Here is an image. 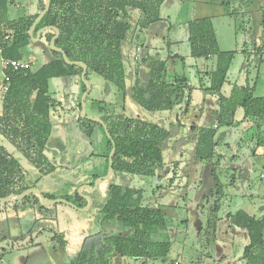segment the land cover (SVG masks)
<instances>
[{"label": "trees", "instance_id": "obj_1", "mask_svg": "<svg viewBox=\"0 0 264 264\" xmlns=\"http://www.w3.org/2000/svg\"><path fill=\"white\" fill-rule=\"evenodd\" d=\"M251 1L254 0H224L225 14H238L235 5L246 7ZM163 2L164 0H50V8L35 25L33 36L43 27H57L59 36L54 41V46L63 49L70 60L85 62L86 78L89 70L94 71L112 86L113 101L99 105V117L110 134V138L105 134L106 166L112 140L115 144L114 173L111 178L119 174H127L130 178V175H165L170 183L177 177H182L190 165L189 161L194 158L212 164L208 176L211 175V187H214L218 178L214 169L222 159V155L215 151L223 139L222 133L218 132L221 127L237 126L249 119L255 127L251 137L254 141L251 152L254 153L257 146L264 145V95H255V84L250 85L247 81L242 86L234 83L230 94L223 95L221 89L227 81L235 51L220 49L210 17L189 20V55L207 59L215 56L214 67L203 72L207 78L206 83L200 79L198 85L204 94L216 95L217 108L211 109L210 123L190 126V130L195 133L192 137L194 154L188 153L186 157L181 154V159L165 161L162 146L165 139L172 140L176 127H182L179 116L176 115L175 123L152 120L148 116H159L161 112L167 114L173 108L178 111L181 107L183 113L189 112L194 87L185 74L173 72L169 77V54L163 56L160 51L154 54L147 52L143 57L134 58L129 57L124 49L126 42L133 41L137 29H144L162 18L159 8ZM12 4L11 0H0L2 60L23 59L27 48L37 43L45 45L43 49H46L47 54L37 68L32 64L29 68L17 71H13L7 64L3 67L9 80L7 90L0 93V197H13L29 187H35L39 177L55 168L44 153L54 122V112L61 106V102L49 92L51 78L77 77L79 93L73 109H76L78 119L83 125L93 124L103 128L99 122L79 115L80 96L86 89L80 77L82 67L66 63L61 52L49 47L55 31L47 28L40 33L38 41H34L28 33L32 22L44 7L43 0H36L34 11L16 17L8 15ZM259 9H262L264 16V6H259ZM132 11L138 12L135 21L132 20ZM256 50L257 53L262 52L264 45ZM41 52L43 54L44 50ZM177 56V53L173 54V57ZM180 58L184 60V56L180 55ZM126 97H130L136 107L144 110L143 118L139 115L131 117L125 113ZM183 102L184 107L181 105ZM238 107L244 112L239 121L234 119ZM85 126L87 125L84 128ZM175 143L174 140L173 144ZM172 148L177 151L176 146ZM17 154H20L21 159L15 156ZM32 174L36 176L34 181H30L33 179ZM156 188L160 189L159 186ZM143 192L135 182L134 185L124 181L109 184L106 200L100 208L102 217L99 221H109L118 215L125 223L128 233L123 236L113 235L110 240L107 235L106 242L103 241L102 247L96 251L98 259H105V256H109V251H116L123 257L158 258L168 254L170 241L152 240L153 234L166 231L168 224L165 214L160 204L151 203ZM75 194L77 199L82 200H79L78 205L84 206L87 200L81 194ZM44 195L53 198L52 195ZM65 199L71 200L67 196ZM36 200L39 201L36 195H27L15 201L9 213L18 216L19 202L36 204ZM217 203L214 201L209 207L204 222L205 228L210 229L207 234L211 233L213 237L218 220ZM43 205L39 209L44 208ZM1 211L7 210L0 209ZM228 226L232 232L240 229L247 235L248 243L244 246L242 255L245 264H264V214L254 215L238 208L229 213ZM62 243L64 245L65 242ZM109 244L110 249L107 247ZM217 250L220 255L221 247L217 246ZM80 254L83 261L87 262L88 255L83 251Z\"/></svg>", "mask_w": 264, "mask_h": 264}, {"label": "rangeland", "instance_id": "obj_2", "mask_svg": "<svg viewBox=\"0 0 264 264\" xmlns=\"http://www.w3.org/2000/svg\"><path fill=\"white\" fill-rule=\"evenodd\" d=\"M180 1L164 0L159 8L162 18L144 29H137L133 41L126 42L124 49L127 50L129 57L134 58L136 56L143 57L147 52L154 54L156 51H160L163 56L169 54L170 58L167 59L170 61H168L170 64H167L169 77L175 71L185 74L191 83L201 82L200 79L206 83V75L203 73L197 74L196 70L202 71L214 67L215 56L207 59L189 55L185 25L188 19L195 18L197 14H200V10L195 7L193 0ZM29 3V0H11L12 5L8 11L9 17L21 16L27 13L31 9ZM239 5H235L238 14L224 13L218 17H212L220 49L235 51L230 68L231 72L229 71L227 76L234 79L232 82L235 80L238 83L247 81L250 85L256 83L255 93L264 94V50L258 53L256 50L258 46L264 45V31H262L264 18L257 25L253 15L250 19H247L248 16L241 13V11L245 13L248 6L240 5L239 7ZM260 5H262L260 0L251 1V12H253L252 7L256 8ZM256 9H259V7ZM131 16L132 20L135 21L138 12L132 11ZM44 46V44L37 43L33 47L27 48V51L25 49L24 58L30 61L34 68H37L43 62L45 54H47L46 49H43ZM42 50H44L43 54ZM174 52L184 56V60L182 61L180 56L173 57ZM242 66L241 71H244L245 77L240 74ZM87 79L91 88L85 98L86 116H100L99 105L112 99V86L94 71H88ZM49 92L52 97L61 102V106L54 112V122L47 140L48 145L47 143V147L45 145L47 157L55 168L53 171L39 177L36 180L35 187L39 188L43 194L52 195L53 198H65L67 196L72 200L76 194H71L70 190L84 196L92 189V186H88L87 183L89 181L94 183L96 179L93 178L94 168L99 167L101 157L98 153H101L104 148L106 133L103 128L93 124H84L87 125L85 129L83 122L78 119L77 111L73 109L79 93V80L77 77L58 76L51 78L49 80ZM128 99L132 101L130 97ZM181 105L183 106L184 102ZM176 111L173 108L167 114L161 112L159 116L148 117L152 120L175 123L176 115L174 114ZM171 113L173 115L170 117L169 114ZM193 114L194 116H192ZM192 115L190 120L188 114L183 113L182 107L181 110L178 109L177 116H179L182 127L178 126V129L174 131L171 140L173 142L167 144L169 148H165L166 151L168 150V152L165 151V156L169 155L179 159L181 154H184L185 157L188 153L194 154L192 137L195 133L190 130V126L193 124L196 126L204 125L205 122H203L198 110L192 111ZM248 126L247 123L245 126L236 127L235 130L225 126L219 129L218 132L222 133V137H224V134L226 136L225 142L222 143L223 138L215 148L216 153L222 155V159L214 169L218 177L217 184L214 187H211L212 179L208 176L212 164L210 162L203 163L194 158L190 160V165L182 177H177L170 183H168L169 178L167 179L165 175H130L136 186L143 189L146 199L160 204L167 220L168 233L165 230L155 233L152 240L170 241V249L165 257H144L146 258L144 263L142 262L144 259L140 256L126 257L121 258V264H175V261L178 264H245L242 255L243 248L248 243L247 235L245 231L240 229L232 232L227 223L229 213L238 208H243L254 215L264 214V167L260 164L251 167L252 163L248 157L253 155L251 150L254 143L251 141V137L255 130L246 131L245 129ZM174 140L176 141L175 145L173 144ZM226 143H229V147L226 146ZM243 143L244 145L239 147ZM173 146H176L177 151L172 152L170 150V147ZM15 156L21 159L20 154ZM184 156H182L183 159ZM244 165L250 168H245ZM124 175L119 174L117 182H121ZM31 176L33 179L30 181H34L36 176H33V174ZM112 179L110 177L100 180L101 185L105 184L106 181H108V185L105 184L104 191L96 192L94 204L87 210H79L62 202L47 206V204L43 205L40 200H36L35 212L41 215H39V218L35 215L31 217L41 220L36 227L31 229V234H24L19 238L14 236L15 243L10 244L9 239L0 233V254L2 253L0 264H60L58 261L62 256H58L61 254V250L56 247L54 254V245L50 240V234L57 232L52 217L61 220L60 222L65 229L59 230V232H67V237H69V232H73L70 233L72 235L77 234L79 236L100 228L98 219L101 215L100 208L103 203L98 202L102 198L106 200L108 186ZM163 185L165 187H162ZM157 186H159V190H157ZM214 201L218 202L216 204L218 220L216 221V232L213 237L211 233L210 235L207 234L210 229L205 228L204 222L208 209ZM13 203L15 202L0 201V209L10 212ZM23 203L19 202L17 209L19 215L25 216V218H22L23 223L25 222L28 225L30 222L26 218L28 215L33 214V211L31 212L33 204L29 201ZM40 205H43L44 208L39 209ZM44 216L48 218L50 216L51 219H45L44 221L42 220ZM69 227L71 231H68ZM64 234L66 233L61 235ZM31 242H34L35 245L38 243L39 248L35 249L36 246H33L35 250L30 248L32 247V245L30 246ZM217 246L222 249L220 255ZM76 247H79V244L74 246V248ZM96 258L97 256L94 254L90 264H106L105 261L102 262V260L99 261ZM106 258L105 256L104 260ZM75 264H82V261L77 259Z\"/></svg>", "mask_w": 264, "mask_h": 264}, {"label": "crops", "instance_id": "obj_3", "mask_svg": "<svg viewBox=\"0 0 264 264\" xmlns=\"http://www.w3.org/2000/svg\"><path fill=\"white\" fill-rule=\"evenodd\" d=\"M30 1V4H31V9L29 10V12H31V11H34L35 9H36V0H29ZM185 1H189V0H181L180 2H185ZM194 1V3H195V7L197 8V9H199L200 10V14H197L196 16H195V18H192V19H188L187 21H186V33H187V40H188V27H187V22L189 21V20H193V19H200V18H203V17H210L211 19H212V17H214V16H220V15H222V14H224L225 13V10H224V6H223V1L224 0H193ZM261 1V4L262 5H260V6H264V0H260ZM259 6H256V8H258ZM242 8V7H241ZM255 7H252V10H253V12H251V4L247 7V9H246V11H245V13L243 12L242 13V11H241V13L242 14H244V15H247L248 16V18L247 19H250V17H251V15H253L254 17H255V19H256V23H257V25H259V23H261L262 22V19L264 18V16H263V12H261L262 11V9L261 10H259V9H256ZM207 9V10H206ZM209 10H210V12H209ZM159 21V20H158ZM213 23V22H212ZM214 26V25H213ZM215 29V28H214ZM260 29H261V26H260ZM262 31H264V28L262 29ZM216 33V32H215ZM259 33V32H258ZM217 37V36H216ZM217 41H218V39H217ZM218 45H219V43H218ZM257 46V45H256ZM261 46V45H260ZM259 47V46H258ZM161 50V49H160ZM174 53H177V52H174ZM188 53H189V51H188ZM178 54V53H177ZM179 55V54H178ZM180 56V55H179ZM169 61V60H168ZM170 62V61H169ZM168 62V63H169ZM0 64H1V67L0 68H2V62H1V57H0ZM170 64V63H169ZM231 66H232V63H231V65H230V68H231ZM230 68H229V71H230ZM243 69V66H242V68L240 69V71ZM206 70V69H205ZM205 70H202V71H200L199 69H197L196 70V73L197 74H199V73H203ZM229 71H228V73H229ZM0 72H1V69H0ZM175 72V71H174ZM231 72V71H230ZM195 73V76L197 77V74ZM240 74H242V75H244V77H245V73H244V71H241L240 72ZM239 74V75H240ZM234 79H230L228 76H227V81L223 84V86H222V89H221V92H222V94L223 95H225V96H228L229 94H230V92H231V90H232V87H233V84L235 83V84H237V85H240V86H242V85H245V83L246 82H242V83H238L236 80L234 81V82H232ZM198 81V80H197ZM189 83L194 87L193 88V90H192V92H191V103H190V108H189V112H187L186 114H188V116H189V118H190V120H191V115H192V111L194 112V110H198L199 112H200V114H201V118H203V122H205L204 124H206V123H209V121H211V109H216L217 108V102H216V99H217V97H216V95H211V94H204L203 92H202V90L199 88V85L198 84H200V82H193V83H191L190 81H189ZM253 84H255V88H256V83H253ZM256 91H254V93H255ZM255 95H257V96H263L264 94H257V93H255ZM129 97H126V99H125V113L128 115V116H131V117H136V116H141L142 118L145 116V114H144V110H141V109H139L138 107H136V105L133 103V101H130L129 99H128ZM110 100H112L113 101V96H112V99H110ZM110 100H108V101H110ZM75 107V106H74ZM73 107V108H74ZM202 107V108H201ZM118 109V108H117ZM116 109V110H117ZM119 110V109H118ZM129 111V113H127ZM173 114L171 113V114H169V116L171 117ZM174 115H177V113H175ZM243 115H244V112H243V109L241 108V107H238L236 110H235V114H234V119L235 120H237V121H239V120H241L242 118H243ZM192 116H194V114L192 115ZM202 121V120H201ZM249 124V126L248 127H246V131H250L251 129H254L255 127H253L252 126V122H251V120H249V119H245V120H243L239 125H237V126H231V127H228L229 129H234L235 130V128L236 127H239V126H241V125H246V124ZM202 125V124H201ZM244 130V131H245ZM255 130V129H254ZM51 133V132H50ZM225 134H224V140L222 141V143H224L225 142ZM252 141V140H251ZM221 143V144H222ZM253 143H254V141H253ZM220 144V145H221ZM227 144V143H226ZM229 144V143H228ZM226 145L227 147H229V145ZM47 145H48V142H47ZM47 145H46V147H47ZM244 145V143L243 144H240L239 145V147L240 146H243ZM165 147H166V144L164 145ZM46 147L44 148V153H45V155L47 156V153H46ZM164 147V148H165ZM105 148V149H104ZM104 148H103V150H102V152L101 153H98L100 156L99 157H101V161L99 162V167H96V168H94L95 169V173H94V177L93 178H97V177H99V176H102V175H104L106 172H107V168H108V162H107V166H106V158H105V151H106V148H107V143H105V145H104ZM167 148V147H166ZM168 152V151H167ZM249 153H251V152H249ZM175 158V157H174ZM248 159H249V161H251V163H252V165H251V167H255V165L256 164H260L262 167H264V145H261V146H257L256 148H254V153H253V155H252V157H248ZM250 163V164H251ZM245 166V165H244ZM247 166V165H246ZM245 166V168H248V167H246ZM250 168V167H249ZM95 175H96V177H95ZM119 175H115L114 177H113V179L111 180V182L110 183H112V182H117V180H118V177ZM122 179H131L127 174H125L123 177H122ZM122 182V181H121ZM109 183V184H110ZM88 186H93V182L91 181H89L88 183ZM86 184V185H87ZM105 184H107L108 185V181H106L105 182ZM104 183L101 185L100 184V181L98 182V185H97V187H95V188H92V189H90V192H88L87 194H89L90 196H91V198H92V203H91V205H93L94 203V198H95V196H96V192L97 191H101L102 192V190L104 191L105 190V188H106V185H105ZM99 186V187H98ZM83 187V186H82ZM81 187V188H82ZM75 188V187H74ZM80 188V189H81ZM83 190V189H82ZM93 190H95V191H93ZM70 192H71V194H74L75 193V191H73V190H70ZM83 192V191H82ZM84 199H86L83 195H81ZM78 200H80L79 198H78ZM87 200V199H86ZM80 201H82V200H80ZM104 201H105V199H103L102 198V200L100 201V202H98V203H100V204H104ZM78 202V201H77ZM36 204H33L32 205V207H33V209L31 210V209H29V210H31V212L33 211V214L31 215V216H33V215H35V217H38L39 218V215H41L40 213H36L35 212V210H36ZM45 208H48V207H45ZM50 208V207H49ZM14 217H17V215H15V213H9V211H5V212H0V222L1 221H3V220H5L6 218H10V219H13ZM20 217H22L21 215H20ZM53 218V220H52V222H53V224L57 227V232L55 231L54 233L56 234V236H58V234L59 233H61L62 234V232L60 231L59 232V230H63V229H65V227L63 226V224L60 222L61 220L60 219H58L57 217H52ZM227 225H228V223H227ZM71 231V229H70V227H69V229H68V231ZM235 232V231H234ZM70 233H73V232H70ZM69 233V237L68 238H70V241H71V243H77V244H79V242H80V239L79 238H81V237H83V235H72V234H70ZM62 235H60V237H61ZM39 247H37V248H35V249H38ZM35 249H33V250H35ZM32 250V251H33ZM62 256V254H60L58 257H61ZM62 258V257H61ZM60 258V259H61Z\"/></svg>", "mask_w": 264, "mask_h": 264}, {"label": "flooded vegetation", "instance_id": "obj_4", "mask_svg": "<svg viewBox=\"0 0 264 264\" xmlns=\"http://www.w3.org/2000/svg\"><path fill=\"white\" fill-rule=\"evenodd\" d=\"M175 130H173V132ZM169 142L172 143L171 140L167 139V143H166V147L167 148H169L167 146V144ZM163 146H164V143H163ZM165 148H163L164 151H166ZM173 149L174 148L170 147V150L172 152H175V150H173ZM164 156H165V153H164ZM164 158H165V161H167V162L175 160L174 157H170L169 155L165 156ZM189 163H190V161H189ZM122 181H124L125 183H129L131 185H134V182H133L132 179H122ZM75 193H77V192H75ZM72 200H73L72 202L74 204L79 206L78 205L79 200L77 199L76 195L73 197ZM150 202L152 203L154 201L151 200ZM79 207H82V206H79ZM101 217L102 216L99 215V219L98 220H100ZM22 218H25V217L23 216ZM22 218H20V219L17 218V217H14L13 219L6 218L5 220L0 222V233L3 236H5V237H7L9 239L8 242H10V244L15 243L16 239H15L14 236L19 238L20 236H22L24 234H27V235L31 234L30 233L31 229L33 227H36L40 223L39 220L32 219L31 215H28L26 220L29 219L28 221L30 222V224L26 225L25 222L23 223V221H22L23 219ZM45 219H51V218H50V216H49V218L46 217V216L42 217V220L45 221ZM98 224H100L99 225L100 228H98V229L96 228L95 229V227H93V229H95L93 232H91V233L87 232L86 234L85 233L80 234V235H83V237L80 238L79 247H76V248H74V246L77 243L76 244L75 243H71L70 238L67 237V232L62 231V233H66V234L62 235L61 237H60L61 233H59L58 236H56V234L54 232L51 233L50 234L51 235L50 236V240H51V243L54 245V249H53L54 250L53 251L54 254H55V251H56V247L60 248L59 250H61V254H62V258L61 259L59 258L58 263L60 262V264H62V263L63 264H75V261H77V259H80L82 261V264H90L91 263L90 260L91 261L93 260L94 254H97L96 251L100 247H102V245L104 243L103 241L106 242V240H107L106 236L107 235H109V239L108 240H110V238L112 239L113 235L119 234L120 236H123L126 233H128V229L126 228L125 223L122 221V219H120L118 217V215L114 219L109 220V221H106V220L99 221ZM166 232L168 233L167 229H166ZM30 241H31V239H30ZM63 241L65 242L64 245L62 243ZM99 242H101V244ZM31 245H32V247H30V248H33V249H34L33 246H36L35 248L39 247L38 243H37V245H35L34 242H31L30 246ZM72 247H73V249H72ZM107 247H109V249H110V244L107 245ZM81 251L85 252V255L86 254L88 255V260H87L88 262L83 261L84 258L82 257V254H80ZM108 254H109V256H106L107 257L106 258L107 261L104 260V259L102 260V262L105 261L106 264H121L122 263L121 258H126V257H123L122 255H120L119 253H117L116 251H114V252L109 251ZM140 257L144 259V260H142V262L144 263L145 259L147 257H149V256H140ZM144 257H146V258H144ZM150 258H154V257L150 256ZM97 260L101 261L98 258H97ZM100 264H102V263H100Z\"/></svg>", "mask_w": 264, "mask_h": 264}, {"label": "water", "instance_id": "obj_5", "mask_svg": "<svg viewBox=\"0 0 264 264\" xmlns=\"http://www.w3.org/2000/svg\"><path fill=\"white\" fill-rule=\"evenodd\" d=\"M43 3H44V7H43L42 10L39 11L38 15L36 16V18L32 22L28 33H29L30 37H32V39L34 41H37L40 38V33L43 32L44 30H46L47 28H52L55 31V34L51 37V39L49 41L50 48L61 52L64 60L66 61V63L80 65L82 67V71H81L80 77H81V80L83 81V83L85 84L86 89L84 90V92L82 93V96L80 98L81 107H80V110H79V115L81 117H87L90 120L99 122L102 125L106 135L110 138V134H109V132L107 130V126L104 123V121L99 116H89L88 117V116H86V113H85V107H86L85 98H86V96L89 93V90L91 88V85H90L88 79L86 78V72H87L86 63L83 62V61L70 60L66 56L65 52L63 51V49L54 46V41L59 36V29L57 27H55V26L43 27V28L39 29L36 32L35 36H33V30H34L35 25L37 24V22L41 19V17L50 8V0H43ZM176 129H178V127H176ZM166 143H167V139H165L164 145ZM162 148H164V146H162ZM114 151H115V144H114V141L112 140V147H111V150H110V152L108 154V168H107V172L104 175L99 176V177H97L95 179L94 185L92 186V188L97 187V184H98V182L100 180L106 179V178H110L113 175V173H114V169H113V155H114ZM209 177H211V176L209 175ZM211 181H213V179ZM31 194L36 195L43 204L54 205V204H56L58 202H62V203L70 205L73 208H76V209H79V210H87V209H89L90 206H91V203H92V198H91V196L89 194L84 195V197L88 201L87 204L85 206L79 207L76 204H74L73 202H71V201H69V200H67L65 198H49V197H46L43 194V192L37 187H29V188L25 189L24 191H22L21 193L17 194L16 196H13V197L12 196L0 197V201H2V202H7V201L15 202V201H17V200H19V199H21V198H23V197H25L27 195H31ZM17 218L20 219L22 217H20V215H18ZM32 219H34V218H32ZM37 220L40 221L41 219H37ZM99 243L101 244V242H99Z\"/></svg>", "mask_w": 264, "mask_h": 264}, {"label": "built area", "instance_id": "obj_6", "mask_svg": "<svg viewBox=\"0 0 264 264\" xmlns=\"http://www.w3.org/2000/svg\"><path fill=\"white\" fill-rule=\"evenodd\" d=\"M7 38V36H6ZM1 48H0V57H1ZM2 62V68L0 72V91L5 92L8 88L7 82L9 80V76L3 72V67L4 64H7L13 71H17L19 69H26L31 66V62L26 60L25 58L23 59H9L7 61H3L1 58ZM175 264H178L177 261H175Z\"/></svg>", "mask_w": 264, "mask_h": 264}]
</instances>
